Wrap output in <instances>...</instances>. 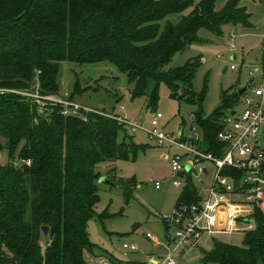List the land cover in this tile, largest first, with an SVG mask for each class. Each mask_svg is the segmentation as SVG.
<instances>
[{
  "label": "trees",
  "instance_id": "obj_1",
  "mask_svg": "<svg viewBox=\"0 0 264 264\" xmlns=\"http://www.w3.org/2000/svg\"><path fill=\"white\" fill-rule=\"evenodd\" d=\"M216 1L0 0V88L61 97V61L110 62L127 74L133 98L146 97L152 109L163 83L171 97L198 105L194 118L204 147L219 153L220 118L239 100L240 89L225 93L221 107L203 117L206 92L193 87L200 60L170 65L177 53L202 42L201 28L220 32L225 23H248L240 0L219 10ZM174 13L181 14L178 22L168 18ZM88 89L77 77L65 98L77 102L75 96ZM61 110L51 104L41 112L32 97L0 91V151H8V160L0 162V264H89L85 253L95 244L88 222L106 216L97 212L99 165L108 164L109 178L126 199L137 184L115 167L116 161L135 157L139 145L113 111H91L84 119ZM196 199L189 184L178 203ZM245 232L243 246L216 241L204 263L264 264L261 210L255 212V227Z\"/></svg>",
  "mask_w": 264,
  "mask_h": 264
},
{
  "label": "rangeland",
  "instance_id": "obj_2",
  "mask_svg": "<svg viewBox=\"0 0 264 264\" xmlns=\"http://www.w3.org/2000/svg\"><path fill=\"white\" fill-rule=\"evenodd\" d=\"M201 1L194 0L195 3ZM229 1L217 0L216 8L222 9ZM240 5L246 8L249 15L247 24L225 23L220 32L201 28L199 35L202 42L189 45L177 53L170 63L171 66H179L192 59L200 60L193 87L198 92H206L201 107L203 117L212 116L221 107L225 93L231 96L239 89L246 88L240 98L251 94L253 83H260L264 74V0H240ZM168 18L172 22H178L181 14L174 13ZM233 32H236L234 38L231 36ZM231 45H235V51L230 50ZM232 65L235 66L234 69L231 68ZM226 67L227 70L224 71ZM77 77L84 87H91L83 94L75 96L77 102L99 111H113L112 113L130 119H138L140 123L145 122V127L136 131L128 128L127 131L129 137L139 145L136 156L130 160H118L115 164L119 176L136 179L137 184L133 185L130 198L126 199L124 190L119 185L109 186L99 182L100 201L97 212L105 213L106 216L102 219L95 217L88 222V232L95 249L93 252H86L85 259L89 264H104L110 259L116 264H146L150 255L162 250L161 247L154 246L147 234L150 233L153 240L165 238L166 226L161 217L174 211L183 192V187H176L172 183L174 173L171 158L174 153H185L184 149L177 146L158 145L152 141L148 135L150 121L154 113L159 112L163 116L159 130L179 136V130L182 128L183 134L190 137L194 133L191 129L193 125L195 131L202 133L194 118L198 116L199 106L171 97L169 87L163 83L158 104L152 109L146 97L133 98V84L127 74L106 61H61L58 84L62 97L71 94ZM232 107L240 109L241 105L235 100ZM123 135L121 132L120 140ZM261 144L264 148V127ZM1 154V163H5L8 160V151L4 149ZM99 171L110 177L108 164L101 163ZM213 175L211 171L210 175L205 177L206 184H200V187L204 188L203 196L207 193ZM156 182L162 183L160 189L156 188ZM245 231H205L195 242L179 251L177 264H187L194 260L198 264H206L203 260L204 254L213 248L216 241L243 246ZM124 242H136L140 249L134 252L126 251L123 248Z\"/></svg>",
  "mask_w": 264,
  "mask_h": 264
},
{
  "label": "built area",
  "instance_id": "obj_3",
  "mask_svg": "<svg viewBox=\"0 0 264 264\" xmlns=\"http://www.w3.org/2000/svg\"><path fill=\"white\" fill-rule=\"evenodd\" d=\"M231 36L236 37V32ZM235 51V45L230 46ZM235 68L234 65L231 66ZM1 92H18L32 97L39 110L44 111L48 105L59 104L62 114L81 116L91 111L101 112L90 106L56 95H41L38 91H18L0 88ZM240 109L229 108L222 121V128L217 134L221 143L220 152L209 151L202 147L205 142L202 133L194 130L192 136L186 137L183 132L174 136L159 130L162 114L154 113L150 121L148 135L158 145L170 144L184 149L185 153H174L171 158L173 185L186 189L189 184L195 188L197 199L180 201L174 211L163 214L166 224V250L163 254H152L150 264H177L179 251L195 242L205 231L237 232L255 227V212L264 213V148L261 144L264 127V74L261 82L255 84L251 94H245L238 100ZM108 114V113H107ZM110 115V114H109ZM132 131L145 127V122L130 119L119 114H111ZM2 154L0 151V162ZM18 164V162H15ZM213 171V178L207 193L203 196L206 178ZM162 187L156 182V188ZM147 237L153 236L148 233ZM154 243L158 245V240ZM126 250L136 251L139 245L135 242L123 244ZM104 264H115L109 260Z\"/></svg>",
  "mask_w": 264,
  "mask_h": 264
},
{
  "label": "water",
  "instance_id": "obj_4",
  "mask_svg": "<svg viewBox=\"0 0 264 264\" xmlns=\"http://www.w3.org/2000/svg\"><path fill=\"white\" fill-rule=\"evenodd\" d=\"M226 70H227V67L225 68L224 71ZM245 90H246L245 88H242L239 90V93H243ZM179 131L182 132V128H180ZM99 182L103 184H107L109 186H117V184L114 181H112L107 175H102L99 179ZM42 229H43L44 234L46 235L48 233V226H43ZM187 264H198V262L194 260Z\"/></svg>",
  "mask_w": 264,
  "mask_h": 264
},
{
  "label": "crops",
  "instance_id": "obj_5",
  "mask_svg": "<svg viewBox=\"0 0 264 264\" xmlns=\"http://www.w3.org/2000/svg\"><path fill=\"white\" fill-rule=\"evenodd\" d=\"M236 58V55H234L233 56V59H235ZM251 83H253V80L251 81ZM254 84V83H253ZM246 89V88H245ZM246 91V90H245ZM182 132H183V129H182ZM205 143L203 142L202 143V145H204ZM183 191H184V189H183ZM183 193V192H182ZM182 195V194H181ZM179 201V200H178ZM177 204H178V202H177ZM177 204H176V206H177ZM175 206V207H176ZM161 219H162V217H161ZM162 221H163V219H162ZM164 222V221H163ZM165 223V222H164ZM165 226H166V224H165ZM166 232H167V227H166ZM166 232H165V238L163 239V240H158V245H156L155 243H154V241L155 240H153L154 238H152V239H150V238H148L149 240H151V241H153V243H154V246H156V247H161L162 248V250L161 251H159V252H157L156 254H158V255H161V254H163L164 252H165V250H166V247H165V245H164V243H165V241H166ZM124 243H127V242H124ZM130 243V242H129ZM136 243V242H135ZM139 249H140V247H139ZM138 249V250H139ZM126 250V249H125ZM138 250H136V251H138ZM126 251H132V250H126ZM134 252V251H133ZM110 260H112V259H110ZM113 261V260H112ZM115 264H116V262H114ZM146 264H150L148 261H147V263Z\"/></svg>",
  "mask_w": 264,
  "mask_h": 264
}]
</instances>
